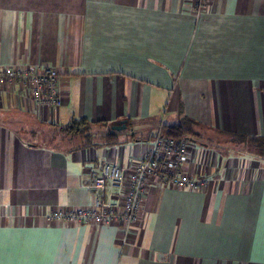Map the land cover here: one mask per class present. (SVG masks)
I'll list each match as a JSON object with an SVG mask.
<instances>
[{"label": "crops", "instance_id": "0c3cea01", "mask_svg": "<svg viewBox=\"0 0 264 264\" xmlns=\"http://www.w3.org/2000/svg\"><path fill=\"white\" fill-rule=\"evenodd\" d=\"M197 2L0 0V69L51 66L62 95L0 87V264H264V158L205 134L264 136V0ZM185 116L199 189L149 180L130 232L64 215L94 206L96 167L139 162Z\"/></svg>", "mask_w": 264, "mask_h": 264}, {"label": "built area", "instance_id": "2783aa9c", "mask_svg": "<svg viewBox=\"0 0 264 264\" xmlns=\"http://www.w3.org/2000/svg\"><path fill=\"white\" fill-rule=\"evenodd\" d=\"M208 1L198 0L197 10L204 9ZM59 78V71L51 66L38 71L25 68L0 69V87L8 81L26 82L36 100L52 106L62 103ZM185 143L183 138H167L159 133L153 149L139 162L130 166L108 162L96 167L92 171L94 206L64 215L69 219H84L99 224L121 223L126 232H130L140 219L149 180L156 178L163 184L194 190L201 187L204 179L182 170ZM113 196L116 198L113 199Z\"/></svg>", "mask_w": 264, "mask_h": 264}, {"label": "trees", "instance_id": "16d2710c", "mask_svg": "<svg viewBox=\"0 0 264 264\" xmlns=\"http://www.w3.org/2000/svg\"><path fill=\"white\" fill-rule=\"evenodd\" d=\"M196 121L188 116L183 117L182 121L179 124L172 125V126H165L164 127V136L167 138H175V139H182V138H189L195 137L198 133L194 130V125ZM91 122L87 121L86 119L75 120L71 122L67 127L66 130L75 134L78 133H86L91 129ZM110 140L113 138L112 141L114 142V133L112 131L108 134ZM247 138H253L256 142L262 141L264 143V136H249L248 134L243 135ZM261 143V142H260ZM256 153L264 158V150H255Z\"/></svg>", "mask_w": 264, "mask_h": 264}, {"label": "rangeland", "instance_id": "374dc122", "mask_svg": "<svg viewBox=\"0 0 264 264\" xmlns=\"http://www.w3.org/2000/svg\"><path fill=\"white\" fill-rule=\"evenodd\" d=\"M159 124H160V122H159ZM145 126L147 127V126H150V125L148 124V125H145ZM125 130H127V129H125ZM127 132L131 133V131H129V130H127ZM205 134H207L210 137L214 138V140L221 139V142H224V144L236 145V146L241 145V144H245L246 149H248V150L249 149H253V150H257V151L258 150H264V143L262 141L256 142L253 138H247L246 139V137L241 136V135L240 136H226V135H222L221 136L219 134L212 133L211 131L210 132H205Z\"/></svg>", "mask_w": 264, "mask_h": 264}, {"label": "water", "instance_id": "95a60500", "mask_svg": "<svg viewBox=\"0 0 264 264\" xmlns=\"http://www.w3.org/2000/svg\"><path fill=\"white\" fill-rule=\"evenodd\" d=\"M128 127V124L125 121H122L121 123H118L116 125H112V128L114 130H123Z\"/></svg>", "mask_w": 264, "mask_h": 264}, {"label": "snow or ice", "instance_id": "6c2138e0", "mask_svg": "<svg viewBox=\"0 0 264 264\" xmlns=\"http://www.w3.org/2000/svg\"><path fill=\"white\" fill-rule=\"evenodd\" d=\"M0 251H3V249H2V248H0Z\"/></svg>", "mask_w": 264, "mask_h": 264}]
</instances>
